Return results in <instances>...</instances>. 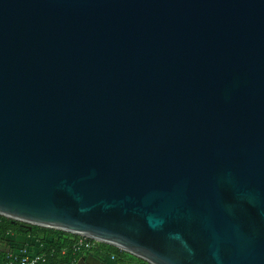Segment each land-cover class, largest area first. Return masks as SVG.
Here are the masks:
<instances>
[{
    "label": "water",
    "instance_id": "95a60500",
    "mask_svg": "<svg viewBox=\"0 0 264 264\" xmlns=\"http://www.w3.org/2000/svg\"><path fill=\"white\" fill-rule=\"evenodd\" d=\"M0 215L264 264V0H0Z\"/></svg>",
    "mask_w": 264,
    "mask_h": 264
},
{
    "label": "built area",
    "instance_id": "2783aa9c",
    "mask_svg": "<svg viewBox=\"0 0 264 264\" xmlns=\"http://www.w3.org/2000/svg\"><path fill=\"white\" fill-rule=\"evenodd\" d=\"M99 241L85 237L77 236L71 243V251L75 253L95 251V255L100 258L115 259L114 254H109ZM33 243V242H32ZM102 243V242H101ZM68 248H51L46 249L40 239H36L32 244H24L18 248L0 247V264H46L50 257L65 256L68 254Z\"/></svg>",
    "mask_w": 264,
    "mask_h": 264
},
{
    "label": "trees",
    "instance_id": "16d2710c",
    "mask_svg": "<svg viewBox=\"0 0 264 264\" xmlns=\"http://www.w3.org/2000/svg\"><path fill=\"white\" fill-rule=\"evenodd\" d=\"M10 234H19L23 235L24 237L31 236L33 237L34 241L36 239H40L47 250L51 248H68V254L65 256H55L50 257L46 264H50L52 262H59V261H71L78 253H73L71 251V243L77 238V235H73L68 232H64L61 230L45 228L40 226H33L30 229L27 225L23 224L19 221H12L10 218L0 215V247L5 244V242L9 243L12 240ZM107 245V244H106ZM102 246V245H101ZM110 246V245H109ZM104 247V246H103ZM104 249L109 254L117 255L113 249L105 248ZM64 258V260H63Z\"/></svg>",
    "mask_w": 264,
    "mask_h": 264
},
{
    "label": "rangeland",
    "instance_id": "374dc122",
    "mask_svg": "<svg viewBox=\"0 0 264 264\" xmlns=\"http://www.w3.org/2000/svg\"><path fill=\"white\" fill-rule=\"evenodd\" d=\"M97 244H101L105 248L113 249L116 252L118 258L116 260L111 261L113 264H149L146 261H144L143 259H141L135 255H132L126 251H123V250H120L116 247H113L111 245L109 246V245H106V244L101 243V242H99V243L97 242ZM91 253L95 254V251H92ZM130 259H133V261H130ZM63 260H64V258H63Z\"/></svg>",
    "mask_w": 264,
    "mask_h": 264
},
{
    "label": "crops",
    "instance_id": "0c3cea01",
    "mask_svg": "<svg viewBox=\"0 0 264 264\" xmlns=\"http://www.w3.org/2000/svg\"><path fill=\"white\" fill-rule=\"evenodd\" d=\"M10 237L12 238L13 241H11L9 243L5 242V244L2 245V248H8V247L18 248L24 244H32L33 245V243H34V239L31 236L24 237L23 235H19V234H10ZM65 261H67V260H65Z\"/></svg>",
    "mask_w": 264,
    "mask_h": 264
},
{
    "label": "flooded vegetation",
    "instance_id": "af4514ba",
    "mask_svg": "<svg viewBox=\"0 0 264 264\" xmlns=\"http://www.w3.org/2000/svg\"><path fill=\"white\" fill-rule=\"evenodd\" d=\"M87 254H90V253H87V252H80V253H78V256H76V257H81L82 255H87ZM118 257H117V255H115V259L114 260H116ZM104 261H107L108 263H110V264H113L111 261L113 260V259H110V258H104L103 259ZM130 261H133V259H130ZM136 263V262H135Z\"/></svg>",
    "mask_w": 264,
    "mask_h": 264
}]
</instances>
